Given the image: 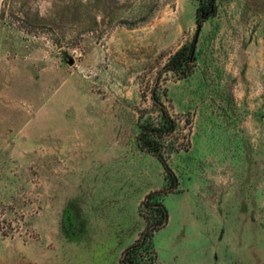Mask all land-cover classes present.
<instances>
[{
	"label": "rangeland",
	"instance_id": "rangeland-1",
	"mask_svg": "<svg viewBox=\"0 0 264 264\" xmlns=\"http://www.w3.org/2000/svg\"><path fill=\"white\" fill-rule=\"evenodd\" d=\"M198 4L0 0V264H118L157 191L140 264H264V0Z\"/></svg>",
	"mask_w": 264,
	"mask_h": 264
},
{
	"label": "trees",
	"instance_id": "trees-1",
	"mask_svg": "<svg viewBox=\"0 0 264 264\" xmlns=\"http://www.w3.org/2000/svg\"><path fill=\"white\" fill-rule=\"evenodd\" d=\"M216 9L215 0H199V4L195 12L197 26H201L204 20L213 16L216 13ZM194 59L195 43L192 42L178 48L169 57L165 67L167 70L172 71L178 76L184 77L191 71ZM152 99L154 103L160 104L159 98L155 94H153ZM160 109L166 114V110L163 108ZM167 121H165L160 128L153 125L150 126L148 123H142L139 126L138 132L139 145L143 149L153 153L161 161L164 160L161 153L160 139L174 127V124L171 121ZM166 169L167 174L170 177L171 184L174 186L176 178L171 170L168 168ZM158 193L161 192H152L147 196L144 202L146 210L141 211V215L146 221L145 229L141 232L140 237L123 251L118 264H140L142 246H144L145 249L150 248L152 245L154 231L161 229L167 223L168 212L165 205L162 203L161 198L155 197ZM148 252L151 251L148 250ZM149 264H152V262Z\"/></svg>",
	"mask_w": 264,
	"mask_h": 264
},
{
	"label": "water",
	"instance_id": "water-1",
	"mask_svg": "<svg viewBox=\"0 0 264 264\" xmlns=\"http://www.w3.org/2000/svg\"><path fill=\"white\" fill-rule=\"evenodd\" d=\"M69 63H72V61L70 60Z\"/></svg>",
	"mask_w": 264,
	"mask_h": 264
}]
</instances>
